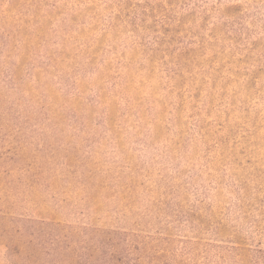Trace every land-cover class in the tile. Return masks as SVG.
<instances>
[{
	"label": "rangeland",
	"instance_id": "1",
	"mask_svg": "<svg viewBox=\"0 0 264 264\" xmlns=\"http://www.w3.org/2000/svg\"><path fill=\"white\" fill-rule=\"evenodd\" d=\"M42 223L264 264V0H0V264Z\"/></svg>",
	"mask_w": 264,
	"mask_h": 264
},
{
	"label": "trees",
	"instance_id": "2",
	"mask_svg": "<svg viewBox=\"0 0 264 264\" xmlns=\"http://www.w3.org/2000/svg\"><path fill=\"white\" fill-rule=\"evenodd\" d=\"M42 226H45L43 228ZM42 227V228H41ZM118 233L95 229L74 228L61 223L40 224L33 234L24 232L13 254L12 264H187L178 256L168 261L161 252L148 245L119 242ZM122 240V239H121ZM141 250L139 256L135 251ZM256 263H264V251L255 252ZM236 264H251V258ZM191 262L189 261L188 264Z\"/></svg>",
	"mask_w": 264,
	"mask_h": 264
}]
</instances>
